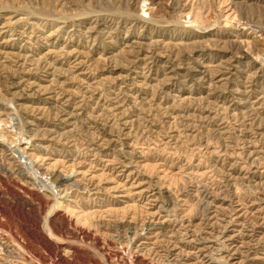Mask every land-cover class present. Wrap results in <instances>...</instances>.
Returning <instances> with one entry per match:
<instances>
[{
    "label": "rangeland",
    "instance_id": "obj_1",
    "mask_svg": "<svg viewBox=\"0 0 264 264\" xmlns=\"http://www.w3.org/2000/svg\"><path fill=\"white\" fill-rule=\"evenodd\" d=\"M0 264H264V0H0Z\"/></svg>",
    "mask_w": 264,
    "mask_h": 264
},
{
    "label": "bare ground",
    "instance_id": "obj_2",
    "mask_svg": "<svg viewBox=\"0 0 264 264\" xmlns=\"http://www.w3.org/2000/svg\"><path fill=\"white\" fill-rule=\"evenodd\" d=\"M5 26V25H4ZM7 27V26H6ZM4 28V27H3ZM73 173H76L75 172V169L73 170L72 169V173H70V174H67V175H64V176H62L61 178H60V180H65L66 178L68 179V178H71V176L73 175ZM205 256H206V254H205ZM202 260V259H201Z\"/></svg>",
    "mask_w": 264,
    "mask_h": 264
}]
</instances>
